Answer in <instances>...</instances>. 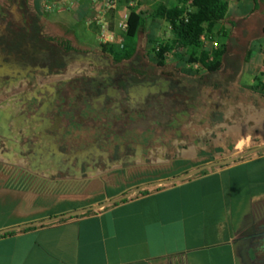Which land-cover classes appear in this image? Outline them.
Returning a JSON list of instances; mask_svg holds the SVG:
<instances>
[{"label": "crops", "instance_id": "obj_1", "mask_svg": "<svg viewBox=\"0 0 264 264\" xmlns=\"http://www.w3.org/2000/svg\"><path fill=\"white\" fill-rule=\"evenodd\" d=\"M42 1L28 0L26 5L45 22ZM227 1L225 17L213 29L214 38L224 45L218 70L210 72L201 64L203 45L176 44L164 54L168 74L183 85L197 86L192 104L202 111L200 126L189 131L200 146L197 154H180L177 143L168 154L162 145L143 153L138 146L132 159L189 158L190 164L166 176L137 181L128 178L133 167L122 161L98 165L82 163L78 153L56 156L45 149L41 122L28 126V148L21 150L16 106L9 91H0L6 97L0 101V264H223L225 258L232 264L249 263L243 258L244 251L250 252L244 244L249 243L251 223L264 216V91L259 86L264 0ZM3 2L0 17L9 10ZM19 2L12 5L15 10L22 6ZM127 2L119 0L115 19ZM158 5L172 8L182 2L136 0L134 8L148 13ZM89 7L84 3L56 13L73 15L95 29L84 21ZM144 17L136 34L139 41L131 42L133 55L157 62L153 49L175 37L165 18ZM256 33L262 39L254 44ZM218 35L236 40L232 52L240 54L243 63L238 69L226 63L228 47ZM235 72L239 77L250 74V81L227 82ZM204 140L210 141L209 147ZM226 159L228 163L210 165ZM68 213L73 214L54 219Z\"/></svg>", "mask_w": 264, "mask_h": 264}, {"label": "flooded vegetation", "instance_id": "obj_2", "mask_svg": "<svg viewBox=\"0 0 264 264\" xmlns=\"http://www.w3.org/2000/svg\"><path fill=\"white\" fill-rule=\"evenodd\" d=\"M48 27L25 4L17 10L11 6L0 17V91L9 89L16 105L14 121L21 150L28 148L25 139L31 132L26 125L30 116L27 110L30 103H35L45 111V149L61 158H70L78 153L82 163L106 165L111 161H122L125 167L171 168L177 165V161L183 163L189 158L179 156L156 160L132 157L137 154L139 145L142 153L150 147L162 145L168 154L173 143H177L175 146L180 154L199 152L200 146L194 144L189 133L202 121L200 105L192 104L193 96L189 103L177 105L175 111L165 117L152 115L145 119L139 115L136 121L118 122L113 129L107 125L105 112L95 110L106 105L109 95L121 100L126 88L140 93L146 87L165 89L179 81L168 74L163 65L141 61L137 55L125 57L111 53L102 45L87 46L74 37H67L66 32L58 37ZM148 70L157 74L154 80L158 79V82L154 86L148 85L150 77L142 75ZM76 93L90 96L93 108H89L90 113H82V117L67 125L62 116L65 111L59 108ZM5 98L0 93V101ZM116 104L114 111H122L121 103L116 100ZM21 108L24 110L19 112ZM52 115L55 121L60 122L53 139L47 134L51 127L48 117ZM103 124L107 126L103 128ZM130 126L134 127L131 131L127 130ZM64 127H67L63 132L66 140L56 139ZM72 130L74 134L70 135ZM209 143L208 140L203 141L206 147L210 146ZM251 224L249 243L244 244L250 250L248 264H264V216Z\"/></svg>", "mask_w": 264, "mask_h": 264}, {"label": "water", "instance_id": "obj_3", "mask_svg": "<svg viewBox=\"0 0 264 264\" xmlns=\"http://www.w3.org/2000/svg\"><path fill=\"white\" fill-rule=\"evenodd\" d=\"M147 77H150V80H148V85L154 86L157 84L158 79L154 80V77H156L157 74H155L154 71L148 70L144 74ZM34 81H37V78L34 79ZM153 81V82H152ZM154 83V84H151ZM196 85L188 87L187 84H182V81H175L173 85H168L165 89H151L149 87L144 88V90L140 93H133L131 92L128 88H126L125 93L123 95V98L121 100L117 99L116 97L113 96H108L106 105L102 107L101 109H94L98 111H102L103 113L105 112V120L107 122V125L113 129L116 123H127L130 121H136L137 116L142 115L141 117L143 118H148L152 115H159L162 117H165L169 112H173L176 109V106L179 105L181 106L183 103H189L191 101L192 96H193V91L196 89ZM6 91H9V89H6ZM73 98H70L71 100H66L63 103V107L61 106L59 110L65 111V113L62 114L64 119L66 120L67 125L76 121L77 117H82V113H90L89 108H93L89 99L90 96L84 95L81 96L79 93L73 94ZM40 99V98H38ZM116 100L118 101V104L121 103V106L123 108L122 111L116 112L114 111V106L116 104ZM15 105V104H14ZM16 106V105H15ZM194 112L197 109V107H193ZM24 109H18L19 112H21ZM27 112L30 114L29 116V121L27 122V126H33L36 127L37 123L41 122L44 124L45 122V111H42L40 108L39 104L35 103H30L28 106ZM71 113V115H69ZM69 115L67 117L66 115ZM48 121L51 125L50 128H48V135L51 137V139L56 137V134L60 128L59 126V121L54 120V116H49ZM66 125V126H67ZM106 124H103L102 127L104 128L107 126ZM134 127L130 126L127 128V130L131 131ZM67 127L63 128V131L59 133L56 139H61L64 141L66 138L63 137V132H65ZM45 131V129H43ZM74 134V131L72 130L70 132ZM67 136V139L70 137ZM229 160H221L217 162H213L210 165H221L228 163ZM206 166H201L196 168L193 171H190L185 174V177L193 174L195 171L201 170L205 168ZM182 177L178 178H173V179H167L160 181L159 183H168L173 180H178ZM100 204L97 206L99 207ZM73 214V213H71ZM70 213L68 214H63L60 216L55 217L54 219L57 218H62L67 215H71ZM243 258L244 260H249V255L247 251L243 252ZM171 264H177L173 263L171 261Z\"/></svg>", "mask_w": 264, "mask_h": 264}, {"label": "trees", "instance_id": "obj_4", "mask_svg": "<svg viewBox=\"0 0 264 264\" xmlns=\"http://www.w3.org/2000/svg\"><path fill=\"white\" fill-rule=\"evenodd\" d=\"M22 4H27L28 0H19ZM181 6L167 8L162 5L150 10L148 13L137 11L134 7L129 9L127 19V28L122 47L117 45H102L101 47L111 53L120 54L130 57L136 51L134 44L126 42V38L135 37L138 28L144 23V15L150 17L165 18L172 27L175 39L172 42L159 44L153 49L154 56L159 65H163L164 54L167 53L174 45L182 47L202 48L200 35L207 33L214 38V26L224 19L228 9L227 0H192L187 6L188 0H179ZM19 2V3H20ZM222 34V32H221ZM224 52V45L220 43L218 49L212 52V59H208V51L201 50V64L210 72L218 70L221 64V56ZM259 86L264 91V83L261 81ZM238 159V158H237ZM202 172V171H200ZM26 227V226H25ZM28 227V226H27Z\"/></svg>", "mask_w": 264, "mask_h": 264}, {"label": "rangeland", "instance_id": "obj_5", "mask_svg": "<svg viewBox=\"0 0 264 264\" xmlns=\"http://www.w3.org/2000/svg\"><path fill=\"white\" fill-rule=\"evenodd\" d=\"M3 3H7L10 9V7L14 3H16V0H4ZM42 15L43 17H45V22H44L45 25L46 26L49 25L48 28L51 29L54 35L59 37V36H62L64 32H66L65 34L67 37H70V38L74 37V39L77 42H81L82 44H85L91 47H94L97 45V30L86 28L85 25L80 22V20L77 21L73 19L74 17L73 15H66L64 13L57 14L56 12L51 13L49 15H45L44 13H42ZM153 26L154 25H152V27ZM217 38L220 42L225 43L228 47L226 54H225L226 63L231 65L232 67H235L236 69H238V67L243 65L241 58H240V54H234L232 52V48L236 47V40L230 39L222 35H218ZM257 39L258 40L262 39V35L256 33L255 36L251 39L252 43L255 44V41ZM125 41L132 42V43L138 42L139 37L138 35H136L135 37L126 38ZM236 73L237 72L233 73L227 79V82L236 81V83H239L242 85V84L248 83L251 79L250 74L244 73L241 77H239ZM190 163H191L190 160L183 161V163H178L177 161L176 162L177 165H174L171 168H142V167L132 168L130 169V172H129L130 175L128 178L129 179L136 178L135 180L139 181V180L148 179V178L150 179L152 177H163L169 173H172V172H175L181 169L182 167H184V165H188ZM217 252L219 253V250H217ZM222 262H224L223 264H232L230 259L228 258L222 259ZM205 264H217V262L213 261V262H209Z\"/></svg>", "mask_w": 264, "mask_h": 264}, {"label": "built area", "instance_id": "obj_6", "mask_svg": "<svg viewBox=\"0 0 264 264\" xmlns=\"http://www.w3.org/2000/svg\"><path fill=\"white\" fill-rule=\"evenodd\" d=\"M189 4L192 0H188ZM84 3L90 4V13L84 18L87 26L97 29L98 42L101 45H117L122 47L127 28L129 9L136 5V0H128L126 9L115 19L119 7V0H43L42 13L49 15L59 11H69L79 8ZM200 41L208 51V59H212V52L219 48L220 43L207 33L200 35ZM264 83V68L261 73Z\"/></svg>", "mask_w": 264, "mask_h": 264}]
</instances>
